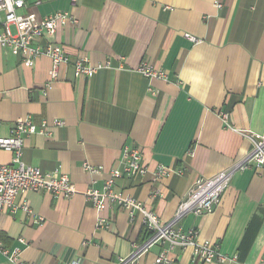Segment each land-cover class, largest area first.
<instances>
[{
	"label": "crops",
	"instance_id": "obj_1",
	"mask_svg": "<svg viewBox=\"0 0 264 264\" xmlns=\"http://www.w3.org/2000/svg\"><path fill=\"white\" fill-rule=\"evenodd\" d=\"M23 1L19 14L41 19L66 11L79 19L39 44L53 42L71 59L109 61L110 67L84 79L64 65L46 88L48 57L27 66L0 47V134L8 135L18 117L47 120L48 134L25 137L21 160L43 172L59 169L76 190L69 198L18 194L16 210L0 211V264H14L2 249L16 246L19 259L32 264H118L148 240L142 217L130 220L112 204L99 212L83 192L100 188L111 169L121 167L124 147L138 151L147 172L115 179L113 190L142 201L164 223L198 179L251 152L248 135L264 140V0H218L220 8L214 0ZM3 22L0 12V33ZM142 62L163 71L166 80L137 72ZM53 119L61 124L52 125ZM11 157L0 150V162ZM84 163L101 169L88 173ZM159 167L181 173L155 177ZM25 201L33 215L20 207ZM174 227L194 229L227 259L205 263L192 259L190 247L155 242L136 264H156L161 251L171 264H264V166L235 171L210 212H187Z\"/></svg>",
	"mask_w": 264,
	"mask_h": 264
},
{
	"label": "built area",
	"instance_id": "obj_2",
	"mask_svg": "<svg viewBox=\"0 0 264 264\" xmlns=\"http://www.w3.org/2000/svg\"><path fill=\"white\" fill-rule=\"evenodd\" d=\"M79 1L81 0H69L73 6L77 5ZM213 4L216 8L221 7L218 0H214ZM9 5L11 10H9ZM23 6V0H0V12L4 14L3 30L0 33V47L7 49L14 56H20L22 63L27 66H30L40 56L48 57L51 61V67L49 70L50 80L46 83V88H49L53 80L57 79L59 68L64 65H71L74 76L84 79L90 78L99 70L110 67L109 61L93 65L85 57L71 59L60 45L53 42L48 41L39 44L42 37L55 35L58 26H65L68 23L72 26L77 25L79 19L76 15L66 11H54L48 16L37 19L29 14H19L17 10ZM11 26L14 27V32L11 30ZM184 36L191 42H198V39L193 35L185 33ZM137 72L147 78L164 80L167 78L163 71L153 68L147 62H142L138 66ZM219 114L222 122L230 127L226 122L227 113L221 112ZM60 124V120H52V125L58 126ZM48 126L47 120L35 124L29 117H18L8 135L0 134V150L12 155L9 163L0 162V211L4 209L16 210L18 206L14 203V199L18 194L48 192L54 197L69 198L76 192L73 181L59 169L43 172L37 167L26 165L21 160L25 137L34 133L48 134ZM247 138L252 143L251 152L239 163L218 172L213 177L198 179L190 189L186 200L178 206L174 218L164 223L159 220L155 213L147 209L142 201L130 194L113 190L115 179L123 176L142 177L147 172L145 165L140 162L138 151L135 148L124 147L121 167L111 169L109 177L100 188L88 186L83 192L85 199L91 202L99 212L103 211L105 206L112 204L122 209L130 220H133L136 213L142 217L143 225L149 233L148 240L128 257L119 259L118 264H136L139 253L155 242L166 243L169 248L190 247L192 259L205 263L224 262L227 257L219 251L216 243L208 239H198L194 229L183 231L175 228L174 224L187 212H192L196 216L210 212L212 207L219 202L222 191L228 185L235 171L248 168L250 163H253L256 168L264 166V140H258L253 135H248ZM83 167L88 173H96L101 169V167L91 166L87 163H84ZM173 173L180 174L181 171L159 167L154 172V176H169ZM20 207L28 214L33 215L26 201ZM37 222L41 223L42 218L37 219ZM97 224L100 227L107 225L103 217H99ZM19 242L23 243V239H19ZM20 251L18 246L13 247L11 251L2 249L3 254L7 255V258L14 264H32L19 259ZM155 263L171 264V260L165 251H161L156 256ZM70 264L77 263L72 262Z\"/></svg>",
	"mask_w": 264,
	"mask_h": 264
},
{
	"label": "clouds",
	"instance_id": "obj_3",
	"mask_svg": "<svg viewBox=\"0 0 264 264\" xmlns=\"http://www.w3.org/2000/svg\"><path fill=\"white\" fill-rule=\"evenodd\" d=\"M9 10H11V6L9 5Z\"/></svg>",
	"mask_w": 264,
	"mask_h": 264
},
{
	"label": "water",
	"instance_id": "obj_4",
	"mask_svg": "<svg viewBox=\"0 0 264 264\" xmlns=\"http://www.w3.org/2000/svg\"><path fill=\"white\" fill-rule=\"evenodd\" d=\"M258 140H261L260 138Z\"/></svg>",
	"mask_w": 264,
	"mask_h": 264
}]
</instances>
